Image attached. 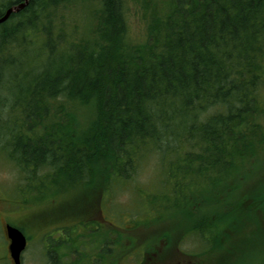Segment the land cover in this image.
Masks as SVG:
<instances>
[{
	"label": "trees",
	"instance_id": "obj_1",
	"mask_svg": "<svg viewBox=\"0 0 264 264\" xmlns=\"http://www.w3.org/2000/svg\"><path fill=\"white\" fill-rule=\"evenodd\" d=\"M129 1L31 0L0 25V157L32 193L52 176L74 190L52 198L89 204L154 163L158 190L131 216V243L161 262L264 264V185L241 192L264 158V0H170L164 11L145 0L143 41L130 36ZM21 2L0 0V17ZM71 7L87 14L80 25ZM140 217L155 221L142 234ZM118 238L115 264L129 253Z\"/></svg>",
	"mask_w": 264,
	"mask_h": 264
},
{
	"label": "rangeland",
	"instance_id": "obj_2",
	"mask_svg": "<svg viewBox=\"0 0 264 264\" xmlns=\"http://www.w3.org/2000/svg\"><path fill=\"white\" fill-rule=\"evenodd\" d=\"M144 1L145 0H131L128 4L127 11V19L129 23V31L130 36L136 41H143L146 36L145 30V22L143 21L142 12L144 11ZM170 0H146L147 9L145 11H151L155 9L156 11H164L166 5H169ZM70 20L72 21V25H80L82 18H86L87 14L85 12L78 11V8L71 7L69 10ZM83 26L85 27L86 21H84ZM79 116L80 120L84 123L86 121H90L91 118L96 113V109L93 105H88L85 107H79ZM247 173L251 175L250 181L246 182L242 188L241 192H246V189H258L264 185V158L260 160L254 167L248 168ZM159 177V172L156 168V165L150 164L146 165L141 172L139 173L135 184L129 186L127 192L120 193H111L107 196V199L104 198L102 203L94 200L89 204V200L83 199L82 194L76 195V198L68 197L64 200L63 195L57 199L52 198V196L57 194L65 193V197L67 195L73 194L74 190H70L68 187L65 191L59 188H56L53 184V177L48 176L43 180V186L47 188L44 192V195L41 196L40 193L34 194L30 189L24 188V183L22 177L16 171L14 166L7 161L6 158L0 157V202L3 206H0V211L8 214L9 216H22L23 224L20 222L16 223V225L26 234L29 238L30 242L26 252L24 253L23 264H49L50 259L48 258V254L50 255L49 247L54 245L58 248H51L54 251V257L57 259L58 264L62 263L61 255L64 252V248L60 246L67 247H81L86 246L90 243L93 236L99 234L97 231L96 234L91 230H95L97 228L99 222H103V219L100 217V206L102 205L103 216L106 215L107 221L113 222L114 228L117 229V235L111 239L115 241L116 245L119 240L118 235L122 239H126L128 242H134V235L132 233V229L134 228V223L131 219V216H137L141 210H146L144 206L147 205L148 202H145L146 193H156L158 189H153V185L155 180ZM133 185V186H132ZM24 188V189H23ZM141 188L143 190V195L140 200L136 199L135 193H139L138 189ZM21 189V191H19ZM64 191V192H63ZM135 192V193H134ZM22 194V195H21ZM41 198V199H40ZM56 200V201H51ZM85 200L88 204H85L87 223H96L94 225H88L85 229L83 225L78 226L77 224L80 221L74 220L77 216V213L80 211V206ZM65 202V205H64ZM138 203V204H137ZM89 208L88 210L86 208ZM154 215V214H152ZM165 225H169L171 222L172 215L169 213H164ZM170 215V216H169ZM65 216V219L61 217ZM262 218V224H264V217ZM164 220V221H165ZM15 221V220H14ZM151 219L147 218H138L139 226L137 228L138 234H142L146 231L147 226L153 225ZM180 221H178L179 223ZM177 223V225H178ZM107 227L106 232H109L110 225L104 224ZM65 229V237H71L72 241L70 246L65 243V240L61 238L58 234L59 229ZM251 228H255L254 225H251ZM178 229V230H177ZM87 230V234L84 237L89 238H81L80 233H85ZM90 230V231H88ZM184 225H178L176 227L175 232H177L178 236L183 234ZM63 232V230H62ZM107 237H110L107 235ZM182 237L180 240H183ZM240 239V238H239ZM238 239V240H239ZM111 240H107L108 242ZM118 242H121L120 240ZM73 245V246H72ZM127 248V251L130 252V244L124 245ZM191 246V245H189ZM145 248V245L141 246ZM164 246L161 247V249ZM65 248V254H66ZM88 251H93V248H89L86 246ZM81 251H84V248H80ZM136 250H140V247H136ZM181 255V254H180ZM74 256V258H73ZM184 256V255H183ZM80 255L76 252L72 257L69 256V260H77ZM191 258H182V261L190 260ZM54 263V260H52ZM68 259L65 256V264H67ZM128 262L127 258L118 260V264H126ZM178 262V261H177ZM84 264V261L81 262ZM87 264H90L86 262ZM8 264V263H7Z\"/></svg>",
	"mask_w": 264,
	"mask_h": 264
},
{
	"label": "flooded vegetation",
	"instance_id": "obj_3",
	"mask_svg": "<svg viewBox=\"0 0 264 264\" xmlns=\"http://www.w3.org/2000/svg\"><path fill=\"white\" fill-rule=\"evenodd\" d=\"M18 218L19 217L17 216H7L4 212L0 211V264H6V263L13 264L12 257L9 253L10 241L8 240V237H7L6 228L9 225L15 226L12 222L15 219L18 220ZM113 237H114V234L111 233L110 240ZM63 240H65V236L63 237ZM27 241H28L27 243H29V240ZM66 241H69V239L66 238ZM96 242L100 243L101 239H96ZM107 245L109 246L107 247ZM143 250L144 249H142L141 252H134L131 255V260H132L131 264H161L160 261L154 260V258L157 257L156 254H154L153 257L149 258L148 256H146ZM115 251H116L115 241L111 240L109 243H107V240L104 237L102 243H100L97 246L95 253L92 254L87 251L85 253L79 252L80 253L79 259L70 261L68 264H82L81 263L82 261H84V264L86 262L90 264H115L116 257H117V255L115 254ZM71 252L74 255L76 250L69 249V253ZM63 255L65 256V250H64ZM164 264H177V263L175 261L173 262V261H170V259H168L164 261Z\"/></svg>",
	"mask_w": 264,
	"mask_h": 264
},
{
	"label": "water",
	"instance_id": "obj_4",
	"mask_svg": "<svg viewBox=\"0 0 264 264\" xmlns=\"http://www.w3.org/2000/svg\"><path fill=\"white\" fill-rule=\"evenodd\" d=\"M30 1L31 0H23V2H21L20 4L14 5L7 9L5 14L0 17V25L9 21L12 15L18 14L26 9L29 6ZM8 237L11 241L9 249L14 263L21 264V254L27 246V239L20 230L11 226L8 227Z\"/></svg>",
	"mask_w": 264,
	"mask_h": 264
}]
</instances>
